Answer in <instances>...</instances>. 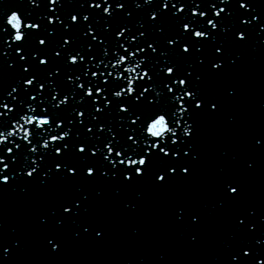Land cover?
I'll use <instances>...</instances> for the list:
<instances>
[{"label":"snow or ice","instance_id":"snow-or-ice-1","mask_svg":"<svg viewBox=\"0 0 264 264\" xmlns=\"http://www.w3.org/2000/svg\"><path fill=\"white\" fill-rule=\"evenodd\" d=\"M254 36L264 38L256 0H80L75 8L27 0L4 13L0 69L11 79L0 88V191L31 199L64 190L36 218L49 257L64 255L68 229L72 241L109 239L107 222L94 214L106 188L117 197L134 192L118 203L135 213L143 186L198 182L207 160L202 122L239 97L225 78ZM251 148L264 154V131L252 135ZM221 155L234 163L216 168L211 197L177 199L172 219L198 247L211 217L227 213L216 264H264V203L250 198L248 184L257 161L228 149ZM29 243L0 220V264H17Z\"/></svg>","mask_w":264,"mask_h":264}]
</instances>
